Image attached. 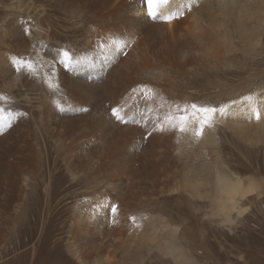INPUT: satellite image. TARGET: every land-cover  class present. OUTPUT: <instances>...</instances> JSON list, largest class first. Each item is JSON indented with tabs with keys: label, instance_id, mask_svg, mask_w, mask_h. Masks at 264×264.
<instances>
[{
	"label": "rangeland",
	"instance_id": "obj_1",
	"mask_svg": "<svg viewBox=\"0 0 264 264\" xmlns=\"http://www.w3.org/2000/svg\"><path fill=\"white\" fill-rule=\"evenodd\" d=\"M131 1L112 0L106 12L94 14L95 7L89 8L85 0H0V116L29 108L26 113L34 122L37 155L43 162L46 148L51 152L47 155L50 175L40 169L20 184L24 195L12 209L16 213L13 220L6 218L4 223L0 214V226L7 233L0 241V264H264V0H240L235 5V0H227V12L215 0L212 4L188 0L174 23L190 44L184 57L195 59L196 64L177 74L168 68H149L144 58L148 46L139 43V37L129 40L122 36L120 53L110 58L117 43L93 30L89 21L124 16ZM136 3L149 14L145 0ZM113 5L119 11L109 14ZM245 14L249 17L244 18ZM149 17L159 18L157 13ZM210 18L215 20L218 34L213 45L203 37ZM10 23L25 29L24 49L18 50V41L8 39L13 33L6 29ZM251 29L255 36L243 47L236 34L245 37ZM33 30L49 44L47 48H32L27 35H33ZM247 36L250 38V32ZM51 45L58 49V56L56 51L46 50ZM163 49L162 42L155 47L159 52ZM82 52L104 55L97 58L96 71L76 70L75 56ZM130 66L140 67L139 76L146 80L161 83L163 93L174 100L166 98L176 105L171 111L174 126L150 127L167 117L161 101L154 98V89H136L130 100L115 98L120 108L112 114L105 109L94 111L111 86L116 90L131 78ZM61 75L71 107H78L66 112L68 118L93 117L103 131L115 134L142 128L147 132L143 140L127 146L137 163L127 166L122 179L105 182L94 174L102 158L94 138L73 144L67 160L58 143L50 139L60 129L52 127L51 131L44 120L51 114L47 103L58 89ZM7 94L13 103L2 101ZM192 104L217 110L200 136L195 135L200 126L190 115ZM157 106L164 111L156 113ZM181 115H189L184 130ZM237 122L246 129L240 130ZM4 123L0 120V127ZM85 131L86 122L74 135ZM204 134L209 141L203 144ZM71 163L76 176L68 171ZM144 165L149 169L143 170ZM119 168L124 172L126 166ZM220 175L230 183L240 180L244 187L252 184V196L219 199L216 184ZM87 176L92 178L88 185ZM46 188L48 195L44 194ZM224 199L229 208L226 214L220 204ZM101 201L106 208L97 216L100 223L89 221ZM110 203L116 206L115 212L107 210ZM77 217L83 218L84 227ZM85 227L91 229L89 236L99 248L97 254L85 245L90 239ZM161 240L173 244L174 250L162 249Z\"/></svg>",
	"mask_w": 264,
	"mask_h": 264
},
{
	"label": "bare ground",
	"instance_id": "obj_2",
	"mask_svg": "<svg viewBox=\"0 0 264 264\" xmlns=\"http://www.w3.org/2000/svg\"><path fill=\"white\" fill-rule=\"evenodd\" d=\"M85 1L88 4L89 8L95 7V10L91 9L94 12V14H98L99 12H104L107 8H109L112 2V0H98L97 3L94 0H85ZM137 1L132 0L128 4L126 15L124 16L116 17V18H94V20H92L91 18L89 21V23L92 24L93 30L98 29L104 32L106 34V37L109 38L112 43H117V45L115 46H118V48L117 49L116 47L114 48V50L110 54V58H113L118 53H120L121 47L123 46L122 43H124L122 36L125 38L129 37V40L131 39V37L133 38L139 37V43H146L148 46V52L146 53L144 58H146V62L149 68H158L160 70L162 68H168L170 72L177 74L178 72L184 71L185 67L195 65L196 64L195 59L191 57H184V54L189 51L190 44L188 43L186 38L178 32V29L175 27V23H174L176 22L177 18H179L180 11L186 8L185 5H188L187 4L188 0H169L167 4L157 3L154 6L155 8L154 13L155 14L157 13L159 18L149 17L152 14V12H150L148 6L145 5L149 12V14L147 15L143 11L144 8L140 5V3H136ZM215 1L217 2V4H222V7L225 10V12L229 10L227 5V0H215ZM239 1L240 0H235L234 5L237 4ZM203 2L207 4H212L213 0H204ZM157 6L159 7L158 9H156ZM244 6L246 7V5ZM111 9L112 7L109 9V12L111 11ZM118 11L119 8L113 5V9L109 14H114L117 13ZM228 15L229 14L227 13L226 16ZM247 17H249V14H245L244 18ZM252 18H254V22H255V20L257 19L256 12L252 14ZM96 19H98L100 23L96 21ZM214 22L215 20L213 18H210L209 28L203 35V37L207 39L210 45H213L215 44V42H217L216 38L218 34L214 29ZM12 24L10 23L6 27L8 31L13 32L10 33L11 35L8 36V39L11 42L14 40L18 41V46H17L18 50L24 49L26 47V44L24 43V37L26 35L25 33L26 31L25 29H23L22 26L18 25V23H12ZM249 32H250V38L247 36ZM38 33H39L38 31L33 30L32 33L33 35H29V34L27 35V37L29 36L30 41L33 43L32 48H35L36 50L38 49L42 50L43 47L47 48L49 44L47 45V43L43 40L44 38L43 39L40 38ZM248 33L246 34L245 37L240 34H236V38L238 39L239 42H242L243 47H246L247 43L250 40H252L255 36L253 29L249 30ZM224 35L227 34L226 33L222 34V36L225 39ZM47 36L50 37V35ZM27 42L30 43L29 41ZM161 42L164 44L163 51L162 52L156 51L155 47L160 45ZM125 45H129V44L125 43ZM46 50L52 52L56 51L55 54H57V56L59 55L58 49L53 48L52 45L49 47V49ZM241 51L244 52L243 49H241ZM98 57H104V55H99L95 52L93 53L82 52L81 54H76L75 56V63L77 65L76 70L79 71L83 69L86 71H96V66H97L96 60ZM61 58L64 57L61 56ZM152 60L154 63H152ZM109 61L112 63L113 59ZM202 63L205 62H201V63L198 62V65ZM8 69L10 70L11 67H8ZM129 69L131 73V78L128 81L124 82L123 84L120 83L119 87L116 90L114 89L113 86H111L104 93L101 106L99 108H96L94 111L100 112L101 109H105V110H109V112L112 114V112L115 109L120 108L117 105L115 98L130 100L134 97L133 93L135 92L136 89L147 88L148 91L149 89H154V92H152L154 93V98L155 99L158 98L161 101L160 105H163L165 109V113L163 115L167 117H163L161 118V120H156L154 124H151V126L150 125L149 126L153 128L154 126L156 128L159 125L166 128H168L169 126H174L175 125V121L173 119L174 115L171 113V111L175 109L176 105L174 102L166 101V98L168 101H174V100L168 99L167 94H164L165 92L163 93L162 91L163 85L161 83H157L156 81L154 82L148 81L144 77L139 76L140 73L142 72V69L140 67L130 66ZM59 71L60 73L63 72L61 71V69H59ZM20 76L23 78L25 77L24 73L22 72H20ZM26 84L27 83L25 82L24 86ZM54 93L55 94L51 95L49 102L47 103L48 104L47 108L51 107L50 109L51 114L50 113L48 114L44 122L46 121V124L50 127L51 131L53 129L52 127H57V129H60L59 131L60 133L57 136L54 135L52 136L56 138L53 139L52 137H50V139L58 143L59 145L58 148L60 150L61 156L66 159V154L70 151L73 144L76 145L78 141L83 139L88 140L89 138H94L93 141L99 144L101 150L100 155L102 156V158H100L98 161L99 165L95 168L94 174L96 176H100V178L105 180V182L111 181L112 179H117V180L122 179V176L124 175L125 171L128 170L127 166L132 167V165H136L137 163V159L132 156V151L126 150V148L127 146H132L137 142L143 140L146 131H144V129L142 128L141 130H130L128 132H121L120 134H115L114 132L103 131L101 129L100 124L97 123V121L93 120V117L92 120H90V118L77 119V120L68 118L67 116H65L66 112H68L69 110L70 112L77 110L78 107L77 108L71 107V98L68 96L67 85L65 83L64 76L62 75L60 78L58 89L54 91ZM3 97H6V99L4 98L2 99V101H9L10 103H13L9 94ZM10 103L7 105H10ZM91 103H93V99H91ZM29 111H30L29 108L24 106V109H19L18 113H15L13 111H8L4 115L0 116V120L5 122L4 126L0 127V173L2 174V176H0V187L2 188L0 192V214L4 216L3 217L4 223L7 222L6 218H8L9 220H13V218L15 217L16 213H14V210L12 209H14L16 202H18V200L21 199V196L23 197L24 195V188H22V185L20 184H22L23 181L25 182L29 181L31 177L34 176L35 173H37L36 171L40 169L42 170L45 168L46 173L44 175L46 176L50 175V171L47 168V166L49 165L47 161V157H48L47 155L51 152H49V147L46 148L47 149L46 160H44L43 162L41 160V157L37 155L35 148L37 144V139L35 142L36 133L34 129L35 128L34 122L31 117L27 116L26 113ZM163 111L164 110L162 107L158 108L157 106L156 113H162ZM105 116H109V114ZM88 121L90 123L93 121L92 123H97V124L91 125ZM84 122H86L88 131L82 132L78 135H74L75 130L80 126L81 123ZM237 123H238L237 125L240 124L238 126L240 130L246 129L243 123L241 122H237ZM92 126L94 127L93 128L94 131H92L93 130ZM97 130L98 132H96ZM1 132H4V134L2 135ZM71 135H73V137H71ZM188 137H190V134L188 135ZM66 138L69 139L63 140ZM208 141L209 138H207V135L204 134V141H202L203 144L207 143ZM45 142L46 141H44V143ZM33 143H35V147ZM58 156H59V151H58ZM108 156L110 157L114 156L115 158H117V160L114 162H110ZM105 158L107 159V161L110 162L109 164L106 163ZM71 160L72 159H70V161ZM144 164H147V162H145ZM120 165L126 166L124 172L120 171L119 168ZM68 166H69L68 168L69 173L72 176H76L78 172L70 168V166H73L72 163L71 165L68 164ZM211 168H212V164L210 165L209 170ZM146 169L149 168L146 165H144L143 170ZM166 171H171L173 174V171L170 168H167ZM207 174L208 173L205 171L204 173L205 181H208V178H206ZM91 181L92 178L87 176L86 177L87 185ZM160 183L161 181L159 182V184ZM254 190L255 189L252 188V184H249L247 187H244V185L240 180L232 181L230 183V181H228V179L225 176L223 177L222 175H220L217 179L216 193L217 196H219V199H223V198L232 199L234 196L237 195H239L242 198H245L247 196L249 197V195L253 194ZM44 192H45L44 194L46 195H48L49 193V191H47V188L45 189ZM13 202L15 204H12ZM226 202L227 199H224L220 203L221 209L224 211L225 214L229 210V208L226 207L227 205ZM19 206H21L20 203L17 205V207ZM104 208H106V204L104 202L102 201L97 202L95 207L96 212L94 216L92 215V217L89 218V221H95L96 223H100V219L97 216L101 215L100 213L103 211ZM111 208H112V204L110 203L107 210L110 211L109 209ZM77 221H78L77 223H79L80 226L84 227V225H81L83 218L77 217ZM92 225H94V223ZM100 226H96L94 228L95 229L100 228ZM3 229L4 227L0 226V241L3 240V237L7 234ZM84 229L86 230V237L88 238V236L91 235V233H89L91 229L89 227H85ZM74 236H76V234H74ZM89 238L90 239H87L88 243H85V245L88 246L87 248L90 251L95 250L93 254H97V252L99 251V248L95 247L97 244L91 243L94 242V237L89 236ZM161 242L163 244L162 249L171 250V251L174 250V247H172L173 244H169V243L167 244L164 240H161Z\"/></svg>",
	"mask_w": 264,
	"mask_h": 264
},
{
	"label": "snow or ice",
	"instance_id": "obj_3",
	"mask_svg": "<svg viewBox=\"0 0 264 264\" xmlns=\"http://www.w3.org/2000/svg\"><path fill=\"white\" fill-rule=\"evenodd\" d=\"M168 2L169 0H145V4L148 6L150 12L152 13L155 12L154 6L157 3L167 4ZM64 55L67 57L68 53L65 52ZM191 109L193 110L192 113L190 114L191 117L193 118L194 122L200 126L197 128L195 135L200 136L203 132V128L209 125V121L212 115L215 114L217 110L215 108H210V107H199L196 104H192ZM179 120L181 122L180 123L181 130H184L185 125L189 122V115H181L179 117ZM112 210L113 212H115L116 206L113 205Z\"/></svg>",
	"mask_w": 264,
	"mask_h": 264
}]
</instances>
